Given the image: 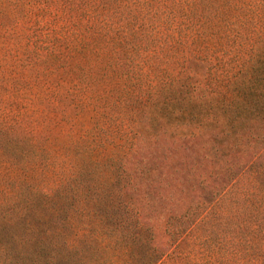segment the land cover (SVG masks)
<instances>
[{"label": "rangeland", "instance_id": "1", "mask_svg": "<svg viewBox=\"0 0 264 264\" xmlns=\"http://www.w3.org/2000/svg\"><path fill=\"white\" fill-rule=\"evenodd\" d=\"M6 13L0 110L11 137L33 139L42 151L26 165L0 154V204L7 208L0 210V264H39L36 257L148 264L149 246L158 242L153 226L173 216L182 218L171 228L186 231L158 264H264V140L250 137L264 130V25L253 23L264 24V9L259 17L240 13L229 27L201 24L198 32L208 37L179 47L201 55L169 65L164 84L133 76L135 90L106 53L77 57L60 49L61 56H49L50 46L39 42L51 29L43 21H52L48 13L24 12L15 26L20 15ZM226 127L248 130L236 135L235 150L222 152L226 158L210 163L202 157L217 147L209 137L224 140ZM133 154L156 168L141 169L138 160L130 173L119 168ZM89 156L99 165L86 166ZM182 157L193 169L173 167ZM110 158H118L115 168ZM65 179L46 200L43 192ZM39 218L53 227L41 257L34 253L39 235L27 229Z\"/></svg>", "mask_w": 264, "mask_h": 264}, {"label": "trees", "instance_id": "2", "mask_svg": "<svg viewBox=\"0 0 264 264\" xmlns=\"http://www.w3.org/2000/svg\"><path fill=\"white\" fill-rule=\"evenodd\" d=\"M6 9L20 15L14 18L13 26L26 19V12H34L39 15L48 13L49 19L52 21H43L51 29L42 36L44 41L39 42L50 46L47 50L49 56L60 55L58 51L60 49H69L77 57L98 58L106 53L110 61L119 62L118 66L114 67V71L124 76L130 86L129 90H135V87L136 89L140 87V82L135 84V79L148 77L150 83L151 76H158L163 79L160 83L164 84L167 79H164L162 75L169 73L167 72L171 68L169 65L177 62L182 64L183 60L194 61L200 56V52L195 49L187 53L182 52L179 47L183 43H197L208 37L201 30L198 32L201 24L205 30L217 23L228 27L233 23L236 25L240 22L238 17L242 12L259 17L264 9V0H0V25L4 32L9 30L10 25V21L5 20ZM253 23L256 25V29L264 25L258 19H255ZM56 47L57 50H55ZM144 85L146 82H142V86ZM245 129L247 127H244ZM244 130L239 128L235 130L234 127L220 129L219 133L224 140H219L217 143L213 136L209 137L217 147L214 148V153L206 152V155L202 157L210 163H212L211 158L214 162H219L221 157H225L224 154L222 155L224 150L231 152L236 149L234 139L237 134L240 136ZM254 136V143L258 144V141L264 140V130H260L255 135L251 132L250 137ZM255 149L257 148L255 147ZM41 151L42 148L33 139L11 137L0 110V154L3 153L5 158L13 162L22 161L26 165L30 164L29 154L34 153L36 157ZM134 158L133 154L130 158L121 161V164L118 163L119 168L129 171L131 164H134V161L136 163L137 160L140 165L143 164L141 169L148 172H153V169L156 168V165L152 166L145 156H141L140 159ZM110 159L115 168L118 158ZM89 161L90 164L99 165L96 163V158L90 156L84 159V164L86 163L87 166ZM186 161L187 157L176 159V164L173 167L182 166L193 169L194 166L190 164L188 166ZM82 166L84 167V165ZM160 167L163 168L161 164ZM142 174L149 179L148 174H144V172ZM147 183L150 184L148 181ZM65 184L66 179L53 190L44 191L42 195L46 200H49L51 194L54 195L55 191L57 194ZM131 184L132 182L128 188ZM97 198L99 196L95 200ZM2 207L3 205L0 204V210H7L6 207ZM11 207L13 206L11 205ZM181 218V216L169 217L168 221L153 226L152 229L157 234V244L159 245L151 244L149 246L148 264H158L184 236L186 230L174 231L170 226L171 222L179 221ZM27 229L32 238L35 237L34 233L39 235L34 239V246L37 247L34 253L39 257L46 256L44 253L49 251L45 250L43 243L52 246V224L47 226V223L39 218L36 228H28L27 225ZM161 230L164 235L161 234ZM169 235L170 238L167 239L166 237ZM0 256L1 258L6 256V244L2 241ZM46 258L36 257L35 262L47 264Z\"/></svg>", "mask_w": 264, "mask_h": 264}]
</instances>
